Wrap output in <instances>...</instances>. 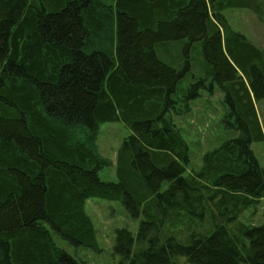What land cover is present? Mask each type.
<instances>
[{"label": "trees", "instance_id": "16d2710c", "mask_svg": "<svg viewBox=\"0 0 264 264\" xmlns=\"http://www.w3.org/2000/svg\"><path fill=\"white\" fill-rule=\"evenodd\" d=\"M228 7L264 21V0H0V264H86L57 238L100 251L96 197L141 220L116 230L121 264H264V223L244 220L264 198V47ZM216 87L228 136L188 171L174 117ZM119 120L103 181L99 129Z\"/></svg>", "mask_w": 264, "mask_h": 264}, {"label": "rangeland", "instance_id": "374dc122", "mask_svg": "<svg viewBox=\"0 0 264 264\" xmlns=\"http://www.w3.org/2000/svg\"><path fill=\"white\" fill-rule=\"evenodd\" d=\"M223 14L232 30L243 33L255 45L264 47V21L252 9L228 7ZM223 98L224 95L218 87L213 94L202 90L201 96L190 103L191 110L188 114L174 117L190 146L191 158L190 164L187 166L188 171L200 167L203 154L219 145L228 136L222 123ZM130 134V128L122 120L109 121L101 125L97 138L98 148L102 156L113 162L99 172L103 181L116 182L118 180L117 152ZM86 207L97 230L100 251L85 246L75 247L67 241L57 238L60 246L73 256L83 259L86 264H121L119 254L114 252L116 230L125 227L136 236L141 220L132 218L119 200L96 197L89 199ZM245 213V221L263 224L264 201ZM180 261H183L181 264H190L186 262L185 258H180Z\"/></svg>", "mask_w": 264, "mask_h": 264}, {"label": "crops", "instance_id": "0c3cea01", "mask_svg": "<svg viewBox=\"0 0 264 264\" xmlns=\"http://www.w3.org/2000/svg\"><path fill=\"white\" fill-rule=\"evenodd\" d=\"M257 113L260 119V123L262 125V130L264 134V100L255 102ZM255 155L258 158L259 163L264 166V139L260 142H256L252 145ZM264 201V198L261 202Z\"/></svg>", "mask_w": 264, "mask_h": 264}]
</instances>
